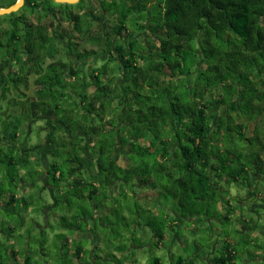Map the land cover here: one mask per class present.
<instances>
[{
	"label": "trees",
	"instance_id": "16d2710c",
	"mask_svg": "<svg viewBox=\"0 0 264 264\" xmlns=\"http://www.w3.org/2000/svg\"><path fill=\"white\" fill-rule=\"evenodd\" d=\"M16 1L8 0L0 8ZM81 2L85 0L74 5L25 0L18 12L0 16V57L6 56L4 47L10 41V92L20 98L14 121L17 123L12 127L11 119L9 127L7 121L1 120L3 138L14 144H10L7 154L0 147V162L9 168L29 167L31 162L18 134L29 112L33 116L35 111L47 115L54 125L48 128L49 148L45 152L61 159L67 167L64 172L62 163L51 162L47 168L56 193H64L57 203L62 198L67 203L64 212L68 215L61 217L62 224L70 219L75 231H86L81 216L70 217L68 195L75 189H81L83 196L87 192L98 197L116 184H129L126 187L130 193L123 190V196L134 198V180L139 179L148 190L175 193L180 212L186 208L189 219H194L210 215L219 201L217 193L225 185L246 189L250 175L264 176V0H192L187 5L173 0L164 10L169 19L148 25L153 34H162L157 46L149 55L139 56L133 53L140 50L136 42L124 45L126 48L116 44L119 61L110 68V82L100 83L94 76L92 94L89 86L79 84L80 80L70 86L60 85V63H51L45 74L41 68L46 63L42 53L51 52L52 34L61 29L63 22L69 24L70 34L77 35L74 39H79L72 45L83 42L94 48L102 46V35L94 40L78 33L83 24L80 16L87 12L83 7L78 11L72 8ZM57 14L61 15L58 22ZM88 17L94 18L90 13ZM123 24L126 22H121L119 29ZM24 53L32 61L30 67L22 62ZM81 56L78 54L76 59ZM139 59L142 65L138 66ZM6 64L5 58L0 68V88L8 72ZM97 71L99 68L92 69ZM71 72L73 77L80 75L79 68ZM31 75L36 76L33 85L28 84ZM116 79L122 84H114ZM31 86L33 100H22L26 96L23 91H29ZM217 105L219 110H214ZM43 146L46 145L38 143L31 148L36 167L40 166ZM118 146L119 153L115 151ZM33 173L35 177L40 174ZM119 179L122 180L114 182ZM61 181L67 193L60 190ZM254 192L264 193L257 189ZM15 201L12 196L4 204L9 212ZM19 202L27 208L24 199ZM115 204L110 214L117 216L118 212L122 216L115 220H125L128 207L117 200ZM225 204L235 207L230 205V199ZM155 235L161 242L162 232L156 231ZM67 242L64 240L62 246L66 247ZM102 242L105 247L111 243L105 238ZM222 245L223 252L215 258V264H234L236 252L228 242ZM83 248L82 244L75 247V258H80ZM119 249L125 250V246ZM24 264H33V260L26 257ZM176 264L194 262L179 259Z\"/></svg>",
	"mask_w": 264,
	"mask_h": 264
},
{
	"label": "rangeland",
	"instance_id": "374dc122",
	"mask_svg": "<svg viewBox=\"0 0 264 264\" xmlns=\"http://www.w3.org/2000/svg\"><path fill=\"white\" fill-rule=\"evenodd\" d=\"M86 3L87 0H85L84 3L81 2L80 5L76 6V8H72V10L74 9V11H78L80 7L84 8L86 6ZM6 4H8V0H0V5ZM87 17V15L80 16L83 24H80L81 30H79L78 33L83 34L84 37H90L94 40L97 39L100 35L103 36V27H110L111 25L114 26L115 24H117L115 22H99ZM137 24L144 25L145 23L139 22ZM126 26L130 32H132V30H135V25L133 22H126ZM157 35L161 36L162 34L161 32H158ZM74 38H76V36ZM107 45L108 42L105 46ZM103 46L104 45L102 42V47ZM156 46L157 44L156 42H154L153 44L151 43L150 48L153 50V48H155ZM45 61L49 62L53 61V59L50 60V58H47L45 59ZM92 89V87H89V94H92ZM12 95V92H10V97H12ZM9 104L10 102L8 101H1V111L10 112V108L8 110ZM219 108V105H217L214 107V110H219ZM22 118L23 116L21 117V119ZM15 119L16 118L14 116L11 123L12 127L17 123V121L14 123ZM75 119L78 120L77 118ZM7 120L10 127V116ZM1 122L2 121L0 120V137L3 132ZM33 131L34 139L40 137L41 140V132H37V130ZM250 135L251 131L249 130V136ZM59 139L60 137L57 133L55 135V140L58 141ZM21 141H24V137L22 136L19 139V142ZM2 150L5 154H7L8 149L6 145L2 148ZM17 160L15 159V161ZM48 160L52 163H62L60 166L61 170L64 172L67 170L66 165L61 159H57L56 157L51 158L50 156L48 157ZM29 161L31 162V164L29 165V167H26L25 173H27V177L28 175L31 177L29 181L34 184V187L31 191V193L36 197V206L33 214H38L39 217H36V219H33L31 216L26 217L23 223L24 227L22 230L24 235L22 236H27L33 229H36L31 225L33 220L37 221V223L44 222L43 217H41V214L36 212V209H41V207H44L43 204L45 203V201H47L48 204L52 205V199L49 190L43 189V184L37 181V176H34L33 171H35V161ZM20 170L21 169L18 166L14 167V165H12L9 168V166L5 165V163L0 162V199L2 198V193L10 194L15 191L14 187H12L15 184L12 183L11 186L10 179L11 177H16L15 174L20 175ZM29 171L30 174H28ZM231 188L236 189V187L232 185ZM124 189L125 184H122L121 187L117 189L118 193L115 195L114 199L111 200H117L119 204L122 203V206L124 204L126 208L128 207L127 211L125 209L123 210L124 212L126 211L124 213V216L126 218L123 216L125 220H120V218L119 221L115 220V218L122 216L117 212V216L110 214L105 218V220H103L104 227H102L100 224L96 225L93 235L99 233L103 238L110 240L111 243H107L106 247L103 244V248L98 250L94 255L95 257H98V259L94 262H91L89 254L85 253L83 261L87 262V264H154L153 259L155 257L162 264H176L179 259H182L183 261L193 259L194 264H210L209 261L212 260V257L214 255L216 256L218 253L220 255L222 254V244L224 238L228 239V241L231 242L230 248L233 249L234 253L236 252L235 264H245V260L252 258V256H250V250L254 249L253 246L258 244V242L264 245V239H254L253 241H251L250 236L247 233L246 235L237 232L238 228L236 227L235 217L233 219L231 218V220L227 222L224 220L222 215L217 216L216 214H214V212L216 211V207H212L209 215L210 217L216 218V221L213 220L208 222L205 220V217L203 215H200V217H195L196 220L200 219V221L198 223H194L188 220L190 218V216L187 215L188 209L185 208L183 209V213L180 212V210L182 209L177 204L178 199L176 198L175 193H171V191H154V193H147L145 198L140 199L139 201H135L132 196H123ZM255 189L264 192L263 183H259ZM80 190L75 189V191L72 190L69 195L67 194L68 198L70 199V217L81 216L83 214V211L85 214L90 215L93 211V204H100L102 202L101 198L106 195L105 193H102L99 197L87 200L85 195L83 196L81 194ZM63 192L67 193L65 189H63ZM40 193H42V197L38 198V195ZM79 194H81L83 197H80ZM3 200L5 199H2L1 202ZM103 205H110V200L103 201ZM65 207L66 205L63 207V209H60V206H57L53 207L50 210L52 212L51 215L48 216V219H50V226L44 229L46 237L44 235L40 237V234H38L36 231L37 229L32 232V238L37 239V242L39 241L42 243V247L44 248L46 253L45 259H40L42 257H39L38 260L33 259V264H70L73 260V256L70 254V249H74L79 244L71 240L69 241V238H71L73 231L61 228V216L64 215L62 214V210H64ZM235 207H237V204ZM1 209L0 212L2 213H0V232L2 234H0V262L8 264L9 262H7V260H9L10 257L9 254H7V251H10V249L13 248V246L11 245V240L19 242L23 238L19 237L16 233V231L20 229L18 225H20L22 220L19 218V216L10 214V212H12L13 210L12 207L10 208V212H7L9 213V215L4 214L5 212L3 211V209ZM108 222H112L114 225H110V223ZM44 223L41 224L45 225ZM169 225L171 226L170 228ZM14 227H16L15 232L12 231V228ZM149 228L169 235L168 240L166 242H163L161 248H154V246L156 247L155 240L153 239V234L151 233ZM192 230H194V233H192ZM74 232L79 233V231ZM174 235H177V237L180 238V242L173 240ZM63 240L68 241L66 247L62 246ZM217 241L218 244H220L219 247L213 248L214 243ZM234 242L236 244H234ZM84 243L85 242L82 243V246L86 247V244ZM121 246H125V250L119 249V247ZM131 246H133L132 249ZM128 259L130 260L128 261ZM248 264H256V262L253 263L252 261H248Z\"/></svg>",
	"mask_w": 264,
	"mask_h": 264
},
{
	"label": "crops",
	"instance_id": "0c3cea01",
	"mask_svg": "<svg viewBox=\"0 0 264 264\" xmlns=\"http://www.w3.org/2000/svg\"><path fill=\"white\" fill-rule=\"evenodd\" d=\"M149 25V23H148ZM150 27L152 28V26L150 25ZM151 30V29H150ZM33 86L29 87L30 90L29 91H25L24 95H26L25 97L22 98V100H26L29 99L30 101L33 100V95H32V88ZM26 93V94H25ZM16 97V98H14ZM10 113L8 115V117L6 118V121H8L7 119L10 116V121L12 119L13 116H15L20 109V105L18 104L20 98L19 96H16L15 94L12 95V97H10ZM37 114L35 116H33V114H31L29 112V118L26 122V124L23 126V130L19 132L18 134V141L20 139V137H24L25 135L28 136L27 139H24V141L22 142V148H25V154H27L29 156V160H35V157L33 156V154L31 153V148L34 147L35 145H37L38 143H42L43 145V149H42V154L40 155V166L39 167H34L35 171H39L40 174L37 177V181L39 183L43 184V189H47L49 190V193L51 195V199H52V205L48 204L47 201H45V203L43 204L44 207H41V209H36V212L41 214V217H43L44 222H38L33 220V222L31 223L33 228H36L35 230L37 231L38 234H40V237H42L43 235L46 237L45 234V228L50 226V219H48V216L51 215V209L53 207H59L60 209H63V207L67 204L65 202V200L62 198L61 203H57L58 200L60 201V198L62 196V194L64 193H56V188L52 185L51 181L48 178V174H47V168L49 163H51L48 160V157L51 156V158H55L53 156V154L51 153H46L45 149L49 148V141L47 139V136H45V133L47 130H49L50 126L53 124V122L51 121V119L49 117H47V115H45L43 112L40 111H35ZM52 122V123H51ZM46 125L45 130H38L39 128L42 129L43 126ZM54 125V124H53ZM49 128V129H48ZM53 129V128H52ZM55 129V128H54ZM33 130H37V132L41 131L42 134V139L40 140L39 138H35L34 139V131ZM5 143V142H4ZM6 144H2L0 145L1 148L5 147ZM12 145V144H11ZM8 148V147H7ZM119 149V146L116 148ZM24 154V155H25ZM23 155V153H22ZM20 168V167H19ZM20 177L19 179H15V181L13 179L10 180V182H12L13 184L17 185L13 191V193L10 194H2V198L0 199V209L2 208L3 211L5 212L4 214H8L7 212H9L8 207L5 208L4 204L9 201V197L11 198L12 196L16 199L15 202H12V204L10 205L9 208H13L14 212H10V214L14 215V216H19V218L22 220V222L20 223V225H18V227L20 228L19 230L16 231V227L12 228V231L18 234L19 237H23L19 242L18 241H14L11 240V245L13 246V248L10 249V251H7V254H9V260H7V262H9L8 264H24V260L26 257L31 258L32 260H38L39 257H42L40 259H45L46 253L44 248L42 247V243L41 242H37V239H33L31 235L32 232H34L35 230L31 229L32 231L27 235V236H22L23 234V223L26 219V217H32L33 219H36V217H39L38 214L35 215L33 214L35 211V199L36 197L34 196V194L31 193L32 188L34 187V184H32L29 179V175L28 177L26 176L27 173H25V169L20 168ZM33 169V170H34ZM32 170V171H33ZM30 173V171H29ZM228 177H226L227 181ZM70 180V179H69ZM122 180V179H121ZM121 180H115L114 182H118ZM224 181V182H225ZM136 186L133 188V193H135L134 196V200L135 201H139L140 199L145 198L147 193H154L157 192V190H149L145 187L144 182H140L139 179H136L135 181ZM246 185L247 188H238V189H232L230 186L226 188H223V191L221 193H217V198H218V203L217 205H215L216 207V211L214 212V214L218 215H222L225 221H230L231 218L233 219L235 217L236 219V227L237 232H239L240 234H248L250 236L251 241L255 240H260V239H264V193H255L254 190L255 188L258 186L259 183H263L264 185V176L260 175L258 173H254L252 175H250V178L246 181ZM69 184V183H68ZM131 184V183H130ZM225 184V183H224ZM60 190L62 191L64 189V186H66V184L61 181L58 183ZM117 186L114 188H110L105 194L106 197L101 199V203L98 204H93V211L92 213L89 214H82V222L81 225H84V229L86 231H84L83 233H76L74 232V228H71V224H73L72 221L68 220L67 223L62 224L61 223V228L62 229H69L70 231H73V234L71 236V238H69V241H74L76 243H78L79 245L82 244L83 242H85L84 244H86V247L84 246L83 248V253L79 256L80 258H75L74 257V249H70V254L73 256V260L71 261L70 264H87V262L83 261V258L85 257V253L89 254L90 257V261L94 262L95 260L98 259V257L94 256L98 250H100L101 248H103V242H102V235L101 234H96L93 235V232L95 231L96 225L100 224L102 227H104V221L105 218L110 215V212L112 209H114L116 207L115 201L111 200L114 199L115 195L118 193L117 189H119L122 185L121 184H116ZM250 185V186H249ZM27 186V187H25ZM125 192L130 193V191L128 190V188L125 185ZM237 192V193H236ZM253 193L252 196H248V193ZM102 193L98 194V197L101 195ZM42 193H40L38 195L39 197L41 196ZM85 197L87 198V200H91L94 197L92 194L90 195L89 193L85 192L84 193ZM1 196V195H0ZM110 198V199H109ZM250 198V199H248ZM2 199H5L1 202ZM21 199H24L25 202L28 203L27 208H24L22 206V204L19 202ZM230 199V205H232V207L234 208H230V206H228L226 203L227 200ZM55 200V202H54ZM105 200H110V205L108 206H104L103 205V201ZM237 201V202H236ZM1 209V210H2ZM45 211V213L43 214L42 212ZM62 214H67L64 212V210H62ZM2 213V212H0ZM68 215V214H67ZM64 216V215H62ZM61 216V217H62ZM216 218L214 217H205L206 221H216ZM190 222L191 219H188ZM193 222H197L200 220H196L192 219ZM48 221V222H47ZM47 222V223H46ZM41 223H44L45 225H42ZM110 223V225H114L112 222H108ZM12 224V223H11ZM15 224V223H14ZM171 226L169 225V228ZM211 227V226H210ZM11 229V227H10ZM146 229V228H145ZM151 233L153 234V239L155 240V245L154 246L155 249L161 248L163 245V242H166L168 240V236L167 234L162 233V241L159 242L158 239L156 238V231L153 230L152 228H149ZM12 232V233H13ZM192 233H194V230H192ZM0 234H2L0 232ZM246 234V235H247ZM173 240L180 242V238L177 237V235L173 236ZM13 239V238H11ZM42 239V238H41ZM226 241L228 242V244L230 245L231 242L228 241V239L224 238L223 242ZM162 243V244H161ZM250 243V242H249ZM46 244V242H45ZM62 244H64V240L62 242ZM234 244H236L234 242ZM220 244H218V241L214 243L213 248H218ZM254 249L250 250V256H252L251 259L245 260V264H248V261H252L253 263L256 262V264H264V245H262L261 243L258 242V244L253 246ZM133 248V246H131V249ZM221 255L218 253L216 256L214 255L212 257V260L209 261L210 264H215V258L216 257H220ZM236 257V255H235ZM130 259H128L129 261ZM155 260L158 261V264H162L160 263V261L155 257ZM154 260V261H155ZM192 259H189L187 261H185L186 263H190ZM204 260V259H203ZM45 261V260H44ZM194 261V260H193ZM6 262V263H7ZM1 263V262H0ZM177 263V262H176ZM233 263L235 264V258L233 260Z\"/></svg>",
	"mask_w": 264,
	"mask_h": 264
},
{
	"label": "flooded vegetation",
	"instance_id": "af4514ba",
	"mask_svg": "<svg viewBox=\"0 0 264 264\" xmlns=\"http://www.w3.org/2000/svg\"><path fill=\"white\" fill-rule=\"evenodd\" d=\"M173 2V0H87L86 6L83 8V10H86L87 15L89 16V13L94 16V20H97L99 22H115L114 26L110 27H103V47L94 48L93 46H90L89 44H84L83 42L79 44V46H74L72 43H75L79 39H74L76 34H70L69 32V24L67 22H63L61 24V29L58 31H55V35L52 37V50L49 53L48 51H44L42 53V56L45 57V59L50 58V60L53 59V61L46 62L42 65V69L44 74L47 72V68L51 63H60L58 66V69H60V72L62 71V77L58 80V82L61 84H66L68 86L72 84H76L77 80H80V85H87L89 87H92V91H94V83L95 78L94 76H97L100 83H109L111 79L110 75V68L115 65L119 61V57L117 52L115 51L116 44L120 45L123 44V46L128 45V43L136 42V45L140 47V50H135L133 53L139 56H142L143 54L149 55L152 49L150 48L151 43L153 44L154 41L157 44L158 35L153 34L150 30V26H148V23L154 22V21H161L169 19L165 17L164 10L168 3ZM192 0H175V4L182 3L183 5H187ZM82 10V11H83ZM60 14H57V22L60 18ZM121 22H133L135 24V30H132L130 32L128 29L126 30L127 26L126 24H123L122 28L119 29V25ZM144 22V27L139 29L137 26V23ZM67 23V24H66ZM64 25V26H63ZM108 25V24H107ZM67 26V28H66ZM10 27V24H9ZM126 27V28H125ZM80 42V41H79ZM108 42V45L106 43ZM7 45H5L4 49L7 51V54L5 57H0V68L4 65L5 58L7 61L6 64V78L2 83V86L0 88V102L1 101H8L10 102V41L6 42ZM124 46V48H126ZM91 51H97L96 55L87 56V53ZM130 50L126 49V52H129ZM132 52V51H131ZM19 53L15 54V56L19 55ZM78 54H81V59L77 60L76 57ZM14 56V55H13ZM13 56L11 58V64H14ZM14 56V57H15ZM4 58V60H3ZM23 64L25 63L27 67H30L32 64V61H30V58L27 57V55L23 56ZM79 62V63H78ZM80 64V65H79ZM113 64V65H112ZM100 65V66H99ZM142 65V60H138V66ZM106 66V69L103 70L102 67ZM80 69V75L78 77H73L71 74V70ZM99 68V71L92 72V69ZM102 68V70H100ZM58 69H56V73L58 72ZM121 68H117L118 71H120ZM98 76V74H100ZM57 76V74H55ZM119 79L122 80L120 77ZM119 79H116L114 84L119 85L121 84ZM34 80H36L35 75H31V77L28 78V84L33 85ZM33 88V87H32ZM88 89V88H87ZM25 91H23L24 93ZM66 92V91H65ZM14 94V93H12ZM26 94V93H25ZM10 108V104L8 105V110ZM1 111V109H0ZM9 111H1L0 113V120H5L8 117ZM46 125L38 130H45ZM41 132V131H39ZM50 132V130H47L45 133V136ZM1 137L3 138V132ZM28 136H24V139H27ZM3 144H6V147H10V144H14L9 139H1ZM0 141V145L2 142ZM5 142V143H4ZM22 142V141H21ZM118 143V142H117ZM7 148V149H8ZM115 151H118L119 149H116ZM122 153V152H121ZM123 155V153H122ZM121 180V179H119ZM253 193H248V196H252ZM106 197V196H104ZM103 197V198H104ZM102 199V198H101ZM250 199V198H248ZM55 202V200H54ZM43 214L45 211L42 212ZM193 222V220L191 219ZM199 221H197L198 223Z\"/></svg>",
	"mask_w": 264,
	"mask_h": 264
},
{
	"label": "water",
	"instance_id": "95a60500",
	"mask_svg": "<svg viewBox=\"0 0 264 264\" xmlns=\"http://www.w3.org/2000/svg\"><path fill=\"white\" fill-rule=\"evenodd\" d=\"M25 0H17L14 4L6 8H0V16L9 15L11 13L18 12L24 5ZM56 4H68L73 5L79 2V0H53Z\"/></svg>",
	"mask_w": 264,
	"mask_h": 264
}]
</instances>
